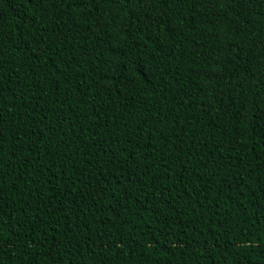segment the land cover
<instances>
[{"label":"trees","instance_id":"obj_1","mask_svg":"<svg viewBox=\"0 0 264 264\" xmlns=\"http://www.w3.org/2000/svg\"><path fill=\"white\" fill-rule=\"evenodd\" d=\"M0 264H264V0H0Z\"/></svg>","mask_w":264,"mask_h":264}]
</instances>
